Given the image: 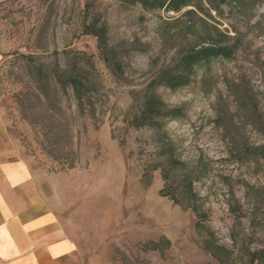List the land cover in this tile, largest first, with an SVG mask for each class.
<instances>
[{
	"label": "rangeland",
	"instance_id": "1",
	"mask_svg": "<svg viewBox=\"0 0 264 264\" xmlns=\"http://www.w3.org/2000/svg\"><path fill=\"white\" fill-rule=\"evenodd\" d=\"M0 111L88 264H264V0L2 1Z\"/></svg>",
	"mask_w": 264,
	"mask_h": 264
},
{
	"label": "crops",
	"instance_id": "2",
	"mask_svg": "<svg viewBox=\"0 0 264 264\" xmlns=\"http://www.w3.org/2000/svg\"><path fill=\"white\" fill-rule=\"evenodd\" d=\"M37 173L20 157L0 111V264H88Z\"/></svg>",
	"mask_w": 264,
	"mask_h": 264
},
{
	"label": "trees",
	"instance_id": "3",
	"mask_svg": "<svg viewBox=\"0 0 264 264\" xmlns=\"http://www.w3.org/2000/svg\"><path fill=\"white\" fill-rule=\"evenodd\" d=\"M260 2L263 0H259ZM257 258H255V252L252 253V257H251V263H253Z\"/></svg>",
	"mask_w": 264,
	"mask_h": 264
}]
</instances>
